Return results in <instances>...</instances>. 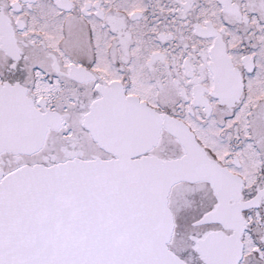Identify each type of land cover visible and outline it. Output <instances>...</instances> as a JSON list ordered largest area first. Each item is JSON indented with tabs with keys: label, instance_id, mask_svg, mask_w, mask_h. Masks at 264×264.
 <instances>
[{
	"label": "snow or ice",
	"instance_id": "snow-or-ice-1",
	"mask_svg": "<svg viewBox=\"0 0 264 264\" xmlns=\"http://www.w3.org/2000/svg\"><path fill=\"white\" fill-rule=\"evenodd\" d=\"M0 264H264V0H0Z\"/></svg>",
	"mask_w": 264,
	"mask_h": 264
}]
</instances>
